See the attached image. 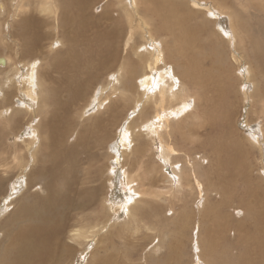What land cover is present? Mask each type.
Segmentation results:
<instances>
[{
	"label": "bare ground",
	"instance_id": "6f19581e",
	"mask_svg": "<svg viewBox=\"0 0 264 264\" xmlns=\"http://www.w3.org/2000/svg\"><path fill=\"white\" fill-rule=\"evenodd\" d=\"M15 1L18 2L14 5ZM124 1L117 0L115 3L121 5ZM35 2L37 6L30 8L27 2L10 0L9 9L5 4L0 3V15L5 13L6 19L11 21L7 32L10 43H6L2 38L1 30L5 20H0V53L7 51L0 56V75L4 74L3 86L0 84V137L13 138L6 146H0L3 148L0 149L2 152L0 154V214L4 213L0 218V264H65L77 251L75 246L65 244V239L68 238L70 244L81 245L80 241H84L89 234L91 237L95 234L93 229L102 222L90 215L81 214V211L87 209L82 210L84 203H81V192L73 190L74 187L81 185V174H76V168L84 157V151L101 145V142L103 146L109 141L108 131L104 132L100 128L101 121H106L109 129L116 119H119L124 109H131L132 113L136 114L131 122H127L133 130L132 142L138 141V146L134 147V145L131 148L130 155L135 156L138 163L148 150L146 147H154L156 157H152L156 158L158 165H151L149 171L154 174L159 173L163 178L162 182L170 185L167 190L172 193L156 190L154 194L153 191L136 189L135 187L144 189L147 187L142 181L133 186L130 197L123 196L117 191L118 200L114 204H120L118 206L120 213L116 210V212L111 211V214L119 213L118 217L125 215L129 228L138 227L139 222H146L149 216L144 206H149L155 214H160L165 209L175 212L177 207L171 199L175 198L174 194L181 193L185 185L190 190L188 191L190 194L196 189L199 197L192 194L193 196L190 195L192 198L188 200H193L188 202L183 195L179 199L183 206L174 217L167 218L165 215H160L159 222L162 223V227L169 225L170 230L159 232L158 243H162L167 236H169L168 245L181 247L185 243L188 245L192 242L197 250L192 255L194 260L191 264H264V213L259 215L254 207L243 203L240 206L243 216L239 224L235 225L232 213L227 212L232 209L229 205L220 204L204 212V208L211 200L209 196L217 190L219 180L206 178L197 161L199 157L201 162L209 160L211 164L217 165L229 155L227 163L234 165L242 163L241 153L246 155L256 146H259V150L263 152L264 140L260 147L261 143L256 137L261 131L264 138V125L260 130L255 127L256 132H252V137L247 136L246 140L239 137L234 129H230L227 135L232 138L231 146L225 149L215 140L188 148L189 132L187 124L183 123L196 103L202 102L203 93L199 86L204 72L200 68V63L206 59L210 61L220 81H226L217 100L220 101L218 104L224 122L229 121L227 118L231 114L235 117L236 112L232 111L227 96L230 87L235 83L234 79L230 78L233 76L231 74L233 68L230 65L232 63L225 61L223 48L225 44H229L227 45L229 47L230 41H235L236 38L239 45L245 43L249 32L248 20L237 10L225 7L222 0H131L130 7L125 6L120 12L121 15L116 18L111 16L112 11L109 10L98 14L92 12L98 0H35ZM243 5L247 10L263 9L261 6H251L247 1ZM199 6H203L204 9L198 10ZM194 13L203 17L202 25H197ZM207 13H212V16L218 14L219 17H228L232 31L231 39L230 35H225L222 25L218 26V32L213 30L212 22L206 16ZM7 20L6 24L9 25ZM190 21H196L194 28L187 26ZM217 21L219 23V18ZM217 21L213 23L214 26ZM107 23L113 26L104 27ZM121 24L122 28H120ZM207 26L210 30L209 37L218 46L209 43L207 47L200 48L196 44V37ZM89 31L94 33L96 44L89 43L87 37ZM164 32L168 34V43L166 37H159ZM222 34L225 35V40ZM136 35L138 38H135ZM81 38L85 41L76 51L74 46H78L77 40L81 41ZM56 43L66 48L55 51L53 44ZM122 43H125V47L128 46L124 55L121 54L122 49H120ZM12 51L15 60L10 56ZM178 56L187 58L186 66L175 65ZM242 57L245 58L243 64L248 65L242 73L245 79L253 84V91L251 90L249 97L252 99L254 110L248 112L251 114H248L246 127L256 126L253 122L264 117V85L256 80V75L262 74L258 68L260 64L264 70V54L262 53L260 58L258 48L255 46L250 55H242ZM237 58L242 64L240 56ZM44 60L47 67L58 68L65 75L70 73L69 71L72 72L73 79L60 74V77L70 85L62 105L67 111L76 106L72 110L75 113L71 112V117L65 120L61 119L59 114L62 106L57 100L54 81L53 84L50 83L51 73ZM251 60L256 62L254 68L257 70L256 73L254 69L249 68L252 64ZM90 61L97 62L95 69L103 70L100 76L105 75L106 78L100 81L98 78L88 76L82 80L81 78L75 80V76L80 70L82 71L84 64ZM21 65L25 68L24 72ZM20 72L22 74H18ZM108 77L111 80H108ZM93 84L95 87H92ZM83 89L89 93L83 99V103L78 104ZM107 101L111 103L102 111L101 108ZM90 107L100 111L99 116L92 119L94 113H90ZM201 113L203 112L195 114L194 118ZM210 115L206 112V116ZM126 120L127 116L124 121ZM143 128L145 130H142ZM140 131L145 135L141 136ZM71 138H74L73 142ZM120 139L123 145L124 143L127 145L126 133ZM124 149V152H127L128 148ZM262 155L264 157V154ZM106 158L109 164L111 163L109 170L113 173L114 159L112 155ZM134 162L132 161V165ZM167 164L171 166L172 174L169 171L162 172ZM151 178L152 180L149 179L146 184L149 186L158 184L159 187L160 181L156 176ZM127 179L133 178L129 175ZM174 181L176 186L173 184ZM12 184L14 185L12 190L17 195L14 198L9 195ZM65 186L68 187L67 191H63ZM80 189L87 192L82 186ZM102 190L103 186L94 187L95 195L91 200V207L95 204L107 207L106 201L102 202L103 199L100 197ZM127 190L131 193V190ZM225 190L226 188L221 191L220 196L229 192ZM147 196L151 197V200H159V202L165 200L168 203L162 206L149 201ZM198 198H204L205 206L201 209L203 214L190 209V206L194 208ZM109 205L108 207L112 209ZM64 206L78 214L79 217L74 222L69 223L63 219L60 207ZM10 207L12 210L9 212ZM108 214L105 215L104 221L109 220ZM141 216L145 219L143 220ZM209 221H212L214 226L209 225ZM17 224L19 230L15 231L13 228ZM128 227H120L119 234L121 235ZM146 229L152 230V227ZM226 230L234 232L226 235L224 233ZM222 238L235 241L237 244L234 246L237 248L233 250L238 254L223 247ZM238 242L241 243V247ZM109 243L106 249H109L110 253L104 260L100 257L95 259L96 264H124L118 261L120 255L132 260L130 250L122 248L123 253L119 252L118 256L116 251L111 250L115 243ZM152 264H182L180 253L171 250L167 259L163 255L160 258L154 255Z\"/></svg>",
	"mask_w": 264,
	"mask_h": 264
},
{
	"label": "rangeland",
	"instance_id": "374dc122",
	"mask_svg": "<svg viewBox=\"0 0 264 264\" xmlns=\"http://www.w3.org/2000/svg\"><path fill=\"white\" fill-rule=\"evenodd\" d=\"M5 1L0 0V3L5 4V7L9 9L11 7L10 0H5ZM22 1L25 3L27 2L28 7L30 8H32L34 5L37 6L35 0H25V1L22 0ZM116 1L117 0H98L97 4L94 5V8L92 9V12L98 14L101 12H105L106 10H109L110 12L112 11L111 13L112 17H115V18L119 17V15H121L120 12L125 6L130 7L129 3L131 0H125L124 3L122 2L121 5L123 7L121 5L116 4L115 3ZM189 1H193V0H189ZM222 1H224L225 7L230 8L232 10L234 9L237 10L238 12H240L242 17H244L249 22V27H248L249 32H248V36L246 37L245 43L239 45L238 39L236 38L235 41L233 40L230 41L229 47L227 46L229 44H225V47L223 48L225 61L232 63L230 65H231V68H233V71H231V74L233 76H230V78L234 79L235 83L234 84L232 83L233 85L230 87L229 91L228 90L226 91H228L227 96L230 102L231 109L233 112H236V115L235 117H233V114H231L230 117L227 118L229 119V121L224 122L221 107L218 104L220 101H217V100L220 97V92H221L223 83H225L226 81L221 82L220 78L216 75L215 71L212 69L210 61L207 59L203 60L202 63H200L201 64L200 68L204 72V76L199 86L200 91L203 93L202 102H197L196 106L191 110L189 114H187L186 118L183 121L184 124H187L188 132H189L188 137L190 138V143L187 145L188 148L196 147L199 143H204L206 141L215 140L221 143L225 147V149H229L231 146L230 142L232 138L229 137L227 134L230 129H234L237 132V135L239 137H241L243 140H246L247 136L250 138L252 137L253 135L252 132L255 133L256 128L260 130L262 125H264V117H260L261 119L257 121L255 120V122H253V124H255L256 126L250 125L246 127L247 126L246 120H248V114H251L248 112L254 110V108L252 107V99L250 98L251 97L250 92L251 90L253 91L252 89L253 84L250 81H248V79H245L242 73V70L243 69L245 70V68L248 66V65L243 64V62L245 61V58L242 57V55H250L253 47L255 46L258 48V54H260V58H261V54L262 53L264 54V0H226V1L222 0ZM246 1L251 6H256V7L261 6L263 7V9L257 8V9L247 10V7H243L244 2ZM17 2L18 1H15L13 2V4L15 5ZM190 4L192 5V3ZM107 5L109 6V8H105ZM13 8L14 6L12 5V9ZM197 9L201 10V9H204V7L199 6ZM215 12L218 13V11H215ZM211 14L212 13H207L206 16L208 17V20L212 22L213 30L218 32L217 31L218 26L222 25V28H224V31H225V35L227 36L230 35L229 38L231 39L232 31L229 26L228 17L227 16L219 17L218 14L217 16H212L213 14L212 15ZM194 17L197 20L198 26L203 24L201 23V21L203 20V17L200 14L194 13ZM218 18H219L220 24L217 21ZM1 19L5 20V23L3 24V27L1 28L2 38L6 43H10V38H9L10 36H8L9 33L7 32L9 31V26H11L10 25L11 21L6 19L5 13L0 15V20ZM6 20L7 22H9V25L6 24ZM216 21H217L216 23L217 26L216 25L214 26L213 23L215 24ZM106 26L112 27L113 25L107 23L104 25V27ZM187 26L190 28H194L196 26V21L188 22ZM120 28H122V24L120 25ZM209 31H210L209 26H207L204 30H201L198 33L196 37V44L200 48L207 47L209 43H212L218 46L209 37ZM225 35L222 36L224 40L226 39ZM87 37H89V43L96 44L94 40V33L92 31L87 32ZM159 37L160 38L166 37L167 43L169 42V39H168L169 37L166 32L160 34ZM135 38H138V35H136ZM84 41L85 40H83L82 38H81V41L77 40L78 46H74V49L78 51L81 47V43ZM137 42H139V39H137ZM124 44L123 43L120 44V49H122L121 50L122 55H124L128 50V46L125 47ZM132 44H134V42ZM165 44L166 43H164L163 45L165 46ZM135 46H137V44H135ZM65 48H66L65 46H59V43L53 44V49H55V51L56 49L64 50ZM6 52L7 51L2 53L1 51L0 56L5 54ZM10 56L15 60L14 51L11 52ZM239 56L242 61V64L239 62L237 58ZM43 62L46 65V61L44 60ZM96 63H97L96 61H90L89 63L84 64L82 71L80 70L78 72V75L75 76L74 79L77 80L81 78L82 80L88 76H93L96 79L98 78L101 81V79H103L104 77L106 78L105 75L100 76L103 70L97 71L95 69L97 68ZM175 63H176L175 65L184 67L187 65L188 61L185 56H178L175 60ZM251 63L252 64L249 65V68L253 70L256 67V62L254 60H251ZM21 68L24 72L25 71L24 66L21 65ZM47 68L49 72L51 73L50 83L53 84V81H54L55 88L57 91V100H58V103L62 106V110L59 113L61 114V119L65 120L66 118H70L71 112L72 110H74L76 106L69 108V110L67 111L66 107L62 105V100H64V95L70 88V85L67 84L64 81V79L60 77V74L65 75V73L60 71L58 68H54L53 66H48ZM258 68L260 69V72L262 74L261 75L257 74L256 80L261 85H264V70H262L261 64L260 66H258ZM69 72L70 73L65 75V77H67L68 79H73L72 72L71 71ZM256 72L257 70L254 69V73ZM18 74H22V72ZM3 75H0V84L2 86H3V82H2ZM109 77H108V80H111ZM92 87H95L94 84ZM20 90L22 91L21 87H20ZM88 93H89L88 91L83 89V93H81V100H79L78 104L83 103V99L88 95ZM222 94L224 95V92ZM0 98H1V94H0ZM25 98L27 99V97ZM189 102H191L190 104H192V100H190ZM110 103L111 102L107 101L106 104L102 106L101 110L102 111L105 110L110 105ZM237 105H239V107H236ZM90 108H89L90 113L91 114L94 113L93 116H91L92 119L99 116L100 111L94 110L93 107H90ZM236 108L238 109V111H236ZM198 112H203V113H201L197 118H194V115L197 114ZM206 112H209L211 115L206 116ZM74 113L75 112L73 111L72 114ZM126 116H127V120L124 121ZM135 116L136 114L132 113L131 109L130 110L124 109L123 111H121V115H120L121 118L119 117V119H116L114 124L111 127H109V129L107 127V122L104 120L101 121L100 128L104 132L108 131L110 142L107 141L105 144H103V146L101 142V145L95 146L92 149L84 151V157L81 158V161L77 164L76 174H81L80 176L81 185L74 187L73 190H79L81 192V203H84L82 210L87 209V211H81V214L83 213V214L90 215L91 217L97 219L99 222H102V224L99 225L97 228L93 229V232L95 234L92 237L90 236L91 234H89L88 235L89 237H87L84 241H80L81 245L80 243L70 244V241L68 240V238L65 239L64 241L65 244L68 243L70 246H75L76 247L75 249H77V251H75L74 253L73 258L70 261L66 262L65 264H94L95 259L97 258L99 259V257L104 260L110 253V250L106 249L108 248L106 245L109 242L115 243L111 247V250L116 251L118 253V256L121 253H123L122 248L130 250V255L132 254V260H128L127 257H122L121 255L118 257V261L124 262V264H152V258L154 257V255H158L159 258L160 256L163 255V257L167 259L171 250L179 251L182 264H191L192 260H194L192 258V255L196 253L197 249H196L195 244H193L192 242L189 243L188 245H186L185 243L184 245L179 247L178 245H168L167 244L169 236L165 237L162 243H158V240H159V232H161L162 230H165V231L170 230L169 225H165L164 227H162V223L159 222L160 215H165V217L167 218L174 217V215L178 213V210L183 206V203L179 200L180 197L184 195L186 196L185 200H187L188 202H191L190 200H193V199L188 200V198H192L191 197L193 196L192 194H194V196H198L196 189L194 190V192L191 191V194H190L188 192L190 190H188V188H186L184 185L183 191L185 192L182 191L181 193L174 194L175 198H172L171 200L173 201V203L176 204L177 208L175 209V212L172 210L165 209L164 211L160 212V214H155L152 212V209L149 206H144L146 210L148 211L149 216L146 219L147 220L146 222H142V221L139 222L140 225H138V227L132 226L129 228L127 226L128 223L126 222L125 215L124 216L120 215L118 217V214L120 213V211L118 210L119 209L118 206L120 204L119 205L114 204V202L118 200V197L116 195H118L121 192L123 196L128 195L130 197L133 192V186H136L142 181H144L145 183L144 185H146L147 187L145 189L140 188V187H135L136 189H139V190L143 189V191L146 190L147 192L153 191L152 193H154V191L156 190H159L162 193H165V192L172 193V191L167 190L168 186L170 185L167 183H164V181L162 182L163 178L161 177L159 173L154 174V173H150L149 171L151 165L157 164L155 161L156 158H153V157H156L154 155L156 153L154 147L152 146H150V148L146 147V149L148 150L146 151V153H144L143 157L139 160L138 163L136 161L135 156L130 155L131 148L134 145H135L134 147L138 146V141L132 142L131 139L133 138V133H132L133 130L130 128L127 122L128 121L131 122ZM254 116L255 115L253 114V118H255ZM102 118H104V115L102 116ZM243 122L245 124H243ZM142 130H145V129L143 128ZM124 133H126V138L128 139L127 145H125V143L124 145L121 143L122 141L120 138L122 137ZM139 133L141 134V136H143V134L145 135V133L142 131H140ZM0 134H1V130H0ZM25 135L28 136V134H25ZM100 138L101 137H99V139ZM256 139L257 141H259V143H261L260 147H262V144H263L262 141L264 140V138L262 137L261 131H260V134L256 137ZM12 140L13 138L0 137V146L4 147L6 146V144H9L10 142H12ZM70 140L71 142H73L74 138H71ZM90 141L92 142V139ZM114 147L115 148L117 147L118 149L116 148L117 149L116 150L114 149ZM125 147L126 149L128 148L127 152H124ZM0 149H3V148H0ZM259 149H260L259 146H256V148H252L246 155H243V153H241L240 161H242V163H237L234 165L227 163L229 159V155L225 156L220 161V163L217 165L211 164L209 160H207L206 162H201L199 161V157H198L197 161L199 162L200 169L202 173L204 174V176L209 179H214V178L218 179L219 183L217 186V190L212 192V194L209 196L211 200H210V203H208L205 208H204L205 206L204 198L203 199L198 198L197 201L194 203V208L190 206V209L196 211L199 214H203V211L204 212L208 211L210 207H217L220 204H223L224 206L229 205L233 210L229 209L227 210V212L232 213V217H233L235 225L239 224L241 217L243 216L242 208L240 207L243 203H247L250 206L254 207L255 211L259 215H262L264 213V157L262 155L264 154V147H263V152H261ZM0 154H2L1 150H0ZM109 155H112L114 159L112 161V166L114 169L113 173H111L109 170L111 163L109 164L106 158V156H109ZM132 161H135L134 165H132L133 164ZM164 171L165 172L169 171V173L172 174L171 166L167 164L162 169V172ZM126 175L127 176L130 175L133 179L131 180L127 179ZM152 176H156V179L160 181L159 187L157 186L158 184L154 186H149L146 184V181H148L149 179L152 180L151 178ZM123 177L125 179H123ZM133 180H135L136 182H134ZM132 181L134 182V184ZM173 184L174 186H176L175 181L173 182ZM13 186L14 185L12 184L11 189H9L11 193L9 195H11V198H14L15 196H17L12 190L14 188ZM81 186L86 189L87 191L86 193L84 191H81L80 189ZM96 186H103V190L101 192L102 194L100 197H102L103 199V201L101 200L102 202H104V200L106 201L105 205H107V207H101V206H98V204H95L92 207L90 206V204L92 203L91 200L94 199L93 195H95V192L93 191V189ZM148 187H152V188H148ZM224 188H226L225 192L227 191L229 192L223 196H220L222 195L221 191ZM126 189L131 190V193L128 190L127 192ZM67 190H68L67 186L63 187V191H67ZM187 195L189 196L191 195V196L187 197ZM163 197H166V196L163 195ZM146 198L148 200L150 199L149 201L156 202L157 204H160L162 206L163 205L165 206L168 203L165 200L160 201V202L159 200L157 201L151 200V197L149 196H147ZM221 198L223 199L221 200ZM96 202L99 203L98 200H96ZM108 205L111 206L112 209L108 207ZM203 208L204 210L202 211L201 209ZM11 210H12V207L9 208V212ZM116 210H118L117 212H119V213H116L117 215L116 214L114 215L113 213L111 214V211L116 212ZM60 213L63 219L68 221L69 223L74 222L79 217L78 214H75L74 211L70 210L67 206L60 207ZM2 214L4 213L2 212L0 214V218ZM107 214L109 216L108 218L109 220L104 221L105 215ZM141 218L143 220L145 219L142 216ZM208 224L211 226H214V223L212 221H209ZM102 227H103V230H102ZM120 227H128V228L127 230L123 231V233H121L120 235L119 234ZM147 227H152V230H147L146 229ZM13 229L15 231H18L19 230L18 224L15 225ZM230 229L233 230L232 227H230ZM233 232L234 231H229V230L224 231L226 235H231ZM193 235L195 236V233ZM105 238H108V239L106 240ZM236 244L237 243L235 241H229L228 238H222V246L225 247L227 250L233 251V253L238 254L237 252L233 250V248H237L236 246H234ZM238 244L241 247V243L238 242ZM154 246L156 247L159 246V247L156 248ZM153 249H156L158 251L154 252L152 251ZM168 261L172 262V260H168Z\"/></svg>",
	"mask_w": 264,
	"mask_h": 264
}]
</instances>
